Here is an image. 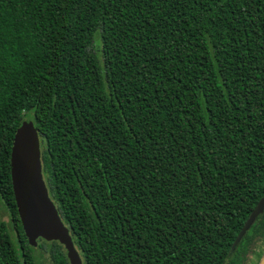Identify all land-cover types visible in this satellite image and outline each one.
<instances>
[{"label":"trees","instance_id":"16d2710c","mask_svg":"<svg viewBox=\"0 0 264 264\" xmlns=\"http://www.w3.org/2000/svg\"><path fill=\"white\" fill-rule=\"evenodd\" d=\"M25 117L82 264H237L264 244L263 210L231 248L264 194V0H0V264H70L22 230Z\"/></svg>","mask_w":264,"mask_h":264},{"label":"water","instance_id":"95a60500","mask_svg":"<svg viewBox=\"0 0 264 264\" xmlns=\"http://www.w3.org/2000/svg\"><path fill=\"white\" fill-rule=\"evenodd\" d=\"M40 153L39 135L33 121L22 118L16 127L10 151L12 191L22 230L29 245L36 246L39 238L58 241L63 245L70 264H82L69 229L49 196ZM263 210L264 194L237 234L232 249ZM258 264H264V252Z\"/></svg>","mask_w":264,"mask_h":264},{"label":"rangeland","instance_id":"374dc122","mask_svg":"<svg viewBox=\"0 0 264 264\" xmlns=\"http://www.w3.org/2000/svg\"><path fill=\"white\" fill-rule=\"evenodd\" d=\"M28 118V117H25ZM30 119V118H29ZM0 218L1 220L9 223V217L7 214L6 209L1 205L0 203ZM49 242V241H48ZM262 248L259 247V243L257 241H252L251 245H245L244 250L239 252L238 258H237V264H256L257 258H261L262 254ZM34 255L38 258L39 264L43 262L44 264L47 263V253L44 252L40 248L34 249ZM258 260V262H259ZM257 262V264H258Z\"/></svg>","mask_w":264,"mask_h":264},{"label":"flooded vegetation","instance_id":"af4514ba","mask_svg":"<svg viewBox=\"0 0 264 264\" xmlns=\"http://www.w3.org/2000/svg\"><path fill=\"white\" fill-rule=\"evenodd\" d=\"M251 244H252V241H250L249 243H247V245H251ZM259 247L262 248V252H263V250H264V244H262V245L259 244ZM262 252H261V254H262ZM258 260H259V258H257V262H258ZM257 262H256V264H257Z\"/></svg>","mask_w":264,"mask_h":264}]
</instances>
